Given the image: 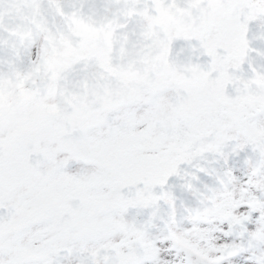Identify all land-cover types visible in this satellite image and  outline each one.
<instances>
[{"label":"snow or ice","instance_id":"1","mask_svg":"<svg viewBox=\"0 0 264 264\" xmlns=\"http://www.w3.org/2000/svg\"><path fill=\"white\" fill-rule=\"evenodd\" d=\"M0 264H264V0H0Z\"/></svg>","mask_w":264,"mask_h":264}]
</instances>
